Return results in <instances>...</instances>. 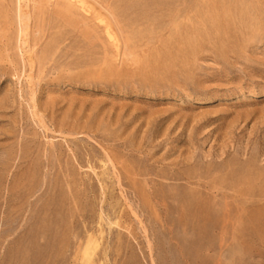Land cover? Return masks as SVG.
<instances>
[{
	"label": "rangeland",
	"instance_id": "rangeland-1",
	"mask_svg": "<svg viewBox=\"0 0 264 264\" xmlns=\"http://www.w3.org/2000/svg\"><path fill=\"white\" fill-rule=\"evenodd\" d=\"M248 185L264 0H0V264H264Z\"/></svg>",
	"mask_w": 264,
	"mask_h": 264
},
{
	"label": "bare ground",
	"instance_id": "bare-ground-1",
	"mask_svg": "<svg viewBox=\"0 0 264 264\" xmlns=\"http://www.w3.org/2000/svg\"><path fill=\"white\" fill-rule=\"evenodd\" d=\"M84 2V1H83ZM87 5V4H86ZM85 5V6H86ZM19 6H20V3H19ZM85 9V8H84ZM19 11V9H18ZM21 11V10H20ZM19 11V13H21ZM97 11V10H96ZM18 13V14H19ZM23 14L24 13H21L20 15L23 17ZM19 16V15H18ZM20 17V16H19ZM101 18V17H100ZM107 18V17H106ZM24 19V18H23ZM104 21V20H103ZM114 24V23H113ZM114 28V27H113ZM116 32V31H115ZM235 194L233 195L234 198H240V199H248V198H253V197H260V196H263L264 195V185H259L257 187L255 186H252V185H248L247 187H239V188H236L235 190ZM231 196V195H230ZM232 197V196H231ZM248 201V200H247ZM246 201V203H247ZM249 202H250V199H249ZM240 206V205H239ZM247 207V206H246ZM259 207V206H258ZM262 207V206H261ZM254 208V207H252ZM247 209V208H246ZM263 209V208H262Z\"/></svg>",
	"mask_w": 264,
	"mask_h": 264
}]
</instances>
